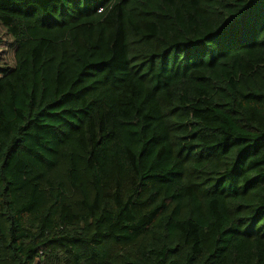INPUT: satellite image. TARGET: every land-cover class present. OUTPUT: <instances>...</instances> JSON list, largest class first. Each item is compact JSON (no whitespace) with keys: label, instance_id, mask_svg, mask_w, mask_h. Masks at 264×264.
Segmentation results:
<instances>
[{"label":"trees","instance_id":"16d2710c","mask_svg":"<svg viewBox=\"0 0 264 264\" xmlns=\"http://www.w3.org/2000/svg\"><path fill=\"white\" fill-rule=\"evenodd\" d=\"M0 27V264H264V0H0Z\"/></svg>","mask_w":264,"mask_h":264},{"label":"rangeland","instance_id":"374dc122","mask_svg":"<svg viewBox=\"0 0 264 264\" xmlns=\"http://www.w3.org/2000/svg\"><path fill=\"white\" fill-rule=\"evenodd\" d=\"M3 32L4 31L0 27V36H3V34H4ZM4 58H3L2 63L7 62L9 65H12V63H13V57H12V53L10 51L4 56Z\"/></svg>","mask_w":264,"mask_h":264}]
</instances>
